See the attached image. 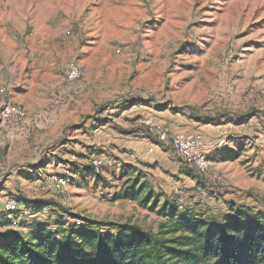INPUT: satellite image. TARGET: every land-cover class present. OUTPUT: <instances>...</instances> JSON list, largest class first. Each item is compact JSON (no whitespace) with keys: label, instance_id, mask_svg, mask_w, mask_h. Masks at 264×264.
Here are the masks:
<instances>
[{"label":"rangeland","instance_id":"obj_1","mask_svg":"<svg viewBox=\"0 0 264 264\" xmlns=\"http://www.w3.org/2000/svg\"><path fill=\"white\" fill-rule=\"evenodd\" d=\"M4 103L25 114L0 119V232L64 211L157 232L156 210L113 199L138 174L161 202L208 217L229 204L264 212V0H0ZM174 116L221 121L234 152L206 172L188 165L196 178L163 166L172 143L151 153L141 120L172 128ZM93 157L106 186L79 175ZM60 176L71 180L62 194ZM13 198L20 211L6 213Z\"/></svg>","mask_w":264,"mask_h":264},{"label":"trees","instance_id":"obj_2","mask_svg":"<svg viewBox=\"0 0 264 264\" xmlns=\"http://www.w3.org/2000/svg\"><path fill=\"white\" fill-rule=\"evenodd\" d=\"M183 165L182 173L196 178L189 164ZM82 170L81 177L107 185L91 165ZM140 179L138 174L124 180L113 199L156 210L163 217L157 232L64 211L27 231L0 232V264H264V212L229 204L228 212L208 217L181 208L175 198L161 202V193Z\"/></svg>","mask_w":264,"mask_h":264},{"label":"built area","instance_id":"obj_3","mask_svg":"<svg viewBox=\"0 0 264 264\" xmlns=\"http://www.w3.org/2000/svg\"><path fill=\"white\" fill-rule=\"evenodd\" d=\"M81 72L77 68H72L69 73V77L72 80L79 79ZM24 110L21 107L12 105L11 103H4L0 111L1 120H9L12 118H20L24 116ZM141 122L154 127V131L157 138V143L152 146L149 151L152 153L159 144L167 143L171 141L173 153L183 163H188L190 166L196 168L200 172H206L209 169V155L206 149L209 148V144L204 141L201 136L198 135H186L182 133H174L166 124L158 123L157 121L142 119ZM229 142L226 139L220 141L219 146L226 148ZM103 159L99 157H93L89 159V165H91L96 172L104 166ZM58 191L60 194L65 193L71 180L69 177L60 176L55 177ZM6 213H16L20 211V203L16 199H11L4 207Z\"/></svg>","mask_w":264,"mask_h":264},{"label":"crops","instance_id":"obj_4","mask_svg":"<svg viewBox=\"0 0 264 264\" xmlns=\"http://www.w3.org/2000/svg\"><path fill=\"white\" fill-rule=\"evenodd\" d=\"M172 131L174 133H182L186 135H198L201 136L206 143L209 144V148L206 149V152L209 154V161L212 164H221L225 159H227L226 155L229 153H233L236 147L228 146V148L220 149L221 147L217 144L224 137V131L222 130L223 125H221V121L219 122H207L205 124L196 120H183L180 121L177 117H173L172 122ZM96 130H93L95 132ZM96 134V133H94ZM108 137L107 142L111 139ZM104 142V141H103ZM214 143V144H213ZM103 144H106L104 142ZM236 146V144H235ZM158 160L163 161V166H176L175 164L182 165L183 162L175 157L174 153L169 154L162 152L159 155ZM211 164V163H210ZM178 169V168H177ZM179 170V169H178ZM182 173V171H181ZM183 174V173H182ZM57 184V183H56Z\"/></svg>","mask_w":264,"mask_h":264}]
</instances>
